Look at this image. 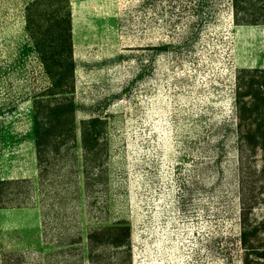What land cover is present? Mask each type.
<instances>
[{
	"label": "rangeland",
	"instance_id": "1",
	"mask_svg": "<svg viewBox=\"0 0 264 264\" xmlns=\"http://www.w3.org/2000/svg\"><path fill=\"white\" fill-rule=\"evenodd\" d=\"M31 1L0 0V179H26L2 186L0 256L90 264V229L125 220L131 264H242L239 168L264 198V150L238 139L235 77L264 66V27L236 23L231 0H41L43 31L70 10L78 139L38 160L32 100L50 80L25 28ZM92 114L106 145L85 168L79 125ZM263 214L260 201L249 221ZM98 249L97 264L116 256Z\"/></svg>",
	"mask_w": 264,
	"mask_h": 264
},
{
	"label": "trees",
	"instance_id": "2",
	"mask_svg": "<svg viewBox=\"0 0 264 264\" xmlns=\"http://www.w3.org/2000/svg\"><path fill=\"white\" fill-rule=\"evenodd\" d=\"M40 1L32 0L28 3L25 13V28L50 80V85L45 91L49 96L43 98L40 96L42 94H36L32 100V129L38 160L41 159L43 152L48 153L51 149L58 150L62 144L75 148L78 139L75 121V112L78 107L72 97L75 64L71 49L70 10L67 4L63 18L65 23L59 25L58 22L51 25L50 29L55 27L53 33L43 31L40 23ZM261 1L259 15L247 20L240 18L239 14L249 0H231L235 22L261 24L264 27V0ZM58 12L59 10L56 11V17H59ZM157 48L163 50L165 45ZM237 72L234 107L238 139L241 144L250 149L264 150V66L240 68ZM105 120L98 114H92L80 121L79 146L83 150L85 168L88 162H90V168L102 163L98 154L106 145ZM239 170L238 238L244 252L241 262L242 264H264V214L251 222L248 217L254 206L260 201L264 202V198L261 199L253 194L249 196L245 187V171L241 165ZM25 181V178L0 179V202L3 185ZM99 247L109 248L116 255L105 264H131L130 224L125 220H117L90 229L86 235L85 250L90 264L102 261L98 254ZM61 249H57L55 254L60 253ZM83 253H80L81 261L85 258ZM0 261L1 264H51L48 258L28 260L23 252L1 253Z\"/></svg>",
	"mask_w": 264,
	"mask_h": 264
}]
</instances>
